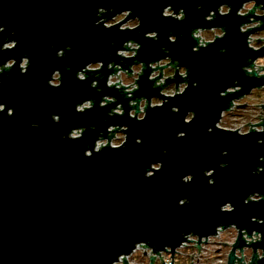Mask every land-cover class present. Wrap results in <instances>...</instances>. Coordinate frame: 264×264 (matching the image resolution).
<instances>
[{
  "label": "water",
  "instance_id": "water-1",
  "mask_svg": "<svg viewBox=\"0 0 264 264\" xmlns=\"http://www.w3.org/2000/svg\"><path fill=\"white\" fill-rule=\"evenodd\" d=\"M223 2L230 3L231 14H217L206 23L204 17ZM250 3L254 4L252 11L243 19L237 17V10ZM169 4L177 12L185 9L183 22L162 17ZM100 7L111 10L105 13L106 19L126 9L132 10V16L105 29L96 24ZM134 17L140 18V28L119 30V24L135 21L130 20ZM257 21L258 26L239 33L240 24L249 26ZM0 26L6 29L0 33V44L5 37L18 41L14 50L0 52V72L11 70L2 65L8 59L17 61L10 72L0 76V103L14 109L12 117L0 113V264H112L120 258L128 264L126 257L138 245L160 257L162 252H170L174 264L177 250L195 242L190 237L198 238L200 254L203 239L207 243L209 237L218 235L217 229L232 226L238 237L228 264H245V248L253 251L249 264H264L257 259L260 253L264 257V234L253 244L244 239L253 230L264 233V224L251 219L264 220V201L243 203L250 193L264 194V172L253 175L258 166L264 168L259 159L264 156V144L257 143L264 140V133L253 131L240 137L215 128L225 113L247 106L235 102L264 88V76L256 78L255 66L252 78L241 71L249 57H264V39L255 40L263 43L259 51H254L255 47L249 50L246 44V39L251 42L253 35L264 31V0H0ZM214 26L225 27V38L193 52L196 41L191 31L196 27L220 29H208ZM153 30L159 33L156 42L144 36ZM169 33L178 37L176 43L168 41ZM129 39L142 45L137 61L150 63L170 56L190 72L187 91L169 99L163 108L147 109L142 122L128 118V98L106 86L107 76L114 70L125 68L131 76L133 67L141 66L140 88L133 98L159 95L160 89H154V82L148 80L151 69H146L147 65L132 64L131 59L122 63L116 55ZM68 48L64 58L57 57L58 50ZM164 48L169 51L165 53ZM221 48L227 49L226 53H221ZM25 54L31 64L27 73L21 74L18 65ZM97 61L104 62L103 79L93 73L83 82L76 79L77 71ZM109 62H113L110 67ZM56 69L62 73L59 88L47 83ZM142 69H146L144 74ZM158 70L164 77L165 69ZM93 79H99L102 91L89 86ZM167 79L168 84L181 82L176 70ZM234 81H239L241 89L221 98L219 93ZM192 82L198 86L192 87ZM104 95L115 96L125 115L107 117L116 104L100 108ZM86 99H94L95 106L77 113L75 105ZM173 106L180 111L173 113ZM189 111L196 116L185 123ZM52 114L61 117L59 123L52 121ZM262 115L258 116L263 120L259 125H264ZM111 125L127 126L125 146L85 157V150L101 132L109 138L107 128ZM78 127L87 129L81 139L62 138ZM179 132H185V137L178 139ZM137 138L142 143H136ZM225 150L228 155H221ZM156 162H162V169L146 179L144 173ZM224 162L228 166L221 168ZM211 169H215L214 185H209L204 175ZM185 175H192L193 180L183 183ZM259 193L252 194L250 202L256 196L261 199ZM184 198L190 203L179 206L178 201ZM226 202L235 206L234 212L220 211ZM238 250L242 258L236 255ZM155 255L150 264H155Z\"/></svg>",
  "mask_w": 264,
  "mask_h": 264
},
{
  "label": "clouds",
  "instance_id": "clouds-1",
  "mask_svg": "<svg viewBox=\"0 0 264 264\" xmlns=\"http://www.w3.org/2000/svg\"><path fill=\"white\" fill-rule=\"evenodd\" d=\"M200 5H198V10H200ZM245 8L247 9L248 12L252 11V7L245 5ZM111 11L110 9H105L103 7H100L97 11H96V16L99 18L96 21L97 26H99L100 24H103L105 29H111L114 26L110 23H107L106 21H111L113 19H115L117 16H124L125 18H129L132 16V10L131 9H126L121 11L119 14H116L115 16H113L112 19H106L105 17V13ZM232 12V8L229 2H223L220 3L219 7L216 8L215 10H211L209 11L208 15H206L204 17V20L206 23H211L213 20H215L217 18V14H219V16L224 17V16H228L230 15ZM162 17L167 19V18H171L174 19L178 22H183L186 19L187 13L185 11L184 8H180L179 11L177 12L176 10H174L171 6V4H169L168 6L164 7L161 13ZM237 17L243 19L246 17V12L244 9H238L236 12ZM130 20H135L138 21L137 25L135 28H128L126 24L121 23L119 24L120 31H129V30H136L138 28H140L141 26V20L139 17H134L131 18ZM259 22L257 21L254 25L252 26H258ZM219 26H214L208 29H215ZM247 24L242 23L238 26V30L239 33L241 35H243L246 30H247ZM221 29V34L212 40H207L203 38V32L205 30L204 27H196L194 28L190 35L191 37L196 41V44L193 46L192 51L193 52H199L201 51V49H206L209 45L214 44L216 42V40L219 39H223L225 38V36L227 35L226 29L225 27H219ZM5 27L0 26V33H4L5 32ZM11 35H15V33H11ZM145 39H150L153 42H156L159 40V33L155 30L150 31V32H146L144 34ZM178 37L176 35H173L171 33H169L168 35V41L170 43H176ZM110 44L114 43L112 41L109 42ZM18 41L10 39V37H5L4 38V42L2 44H0V52H5V51H12L17 47ZM246 44H247V48L253 49V44L250 42V39H246ZM142 45L132 39L126 40L122 47L120 49L117 50L116 55L121 59V62L123 63V61L126 60H133V63H139L141 65H147L146 69H151L150 74L148 75V80L150 82H154L152 84V87L154 89H160L159 95L158 96H153L150 99L144 96H140V97H134V93L136 91L139 90L140 85L137 83V81L140 80L141 76L137 75L135 73H133L134 76H136L135 80L129 81L126 79V77L128 76V72L125 70V68H122L119 71L114 70V72H111V74H109L107 76L106 79V86L109 89H115L116 91L124 94L127 98H128V105H129V111L127 113L128 118L130 119H135L139 122H142L146 119L147 117V109L151 108V109H160L163 108L164 105L166 103H168L169 99H174L175 97L179 96V95H183L187 89L189 88V76H190V72L189 69L186 66H180L178 61H173L172 58L170 56H165V58L156 60L154 62H150V63H145L142 61H137L136 58L138 57V53L141 49ZM70 51V48L68 49H60L57 51L56 55L58 58H64L66 55V52ZM163 51L165 53H167L169 50L167 48H164ZM227 49L221 48L220 52L221 53H226ZM254 51H259L258 48H255ZM111 55V54H109ZM250 60L252 61V63H250ZM164 61H167L169 63L165 64L163 63ZM248 63L244 64L241 66V71L246 75V77L248 78H252L253 77V66L256 67V78L259 79V77L264 76V71H260L259 69L264 67V63H261V61H264V57H259L256 58L255 60H253L251 57L248 58ZM113 62H109L107 64V66H111ZM31 64V60L28 54H25L23 57H21L20 61H19V71L21 74H26L29 67ZM2 65H4L6 68H10L11 70L17 65V61L15 59H8L5 63H3ZM118 66H120L121 64H117ZM130 66V65H129ZM128 66V67H129ZM104 62L103 61H97V62H90L88 64H86L81 70L76 72V79H78L79 81L83 82L85 80L88 79V73H93L96 74V76L99 77V79H103V75H101L102 71L104 70ZM109 67H107V69L109 70ZM173 68L177 71V73L179 74V77L181 78V82L179 83H172V84H168L167 81L168 79L166 77H162L160 74V71L158 70L159 68H163L165 70H167L168 68ZM146 69H142L143 74L146 71ZM10 70V71H11ZM10 71H3L0 72V76H2L5 72H10ZM59 77V82L58 83H53V77ZM99 79H93L90 83V87L93 89H97L98 84H99ZM175 79V78H174ZM0 83H2V81H0ZM48 85L50 87L53 88H59L62 85V73L59 69H56L52 72L50 79L47 81ZM167 83L169 88H171V91L166 90L163 85ZM192 87H197V83L196 82H192L191 84ZM121 89H123V91H121ZM239 90L241 89V86L239 84V81H234L233 82V86L227 87L224 91H221L219 93V96L221 98H225L230 94H234L233 90ZM99 91H102V89L99 88ZM98 91V92H99ZM163 97V99L161 98ZM234 99L231 100V102H233ZM110 104H116V106L114 108H111L105 115L109 118L114 117V116H124L125 115V108L123 106V104L118 103L117 102V98L115 96L112 95H104L102 96L100 102H99V107L100 108H106L108 107ZM95 106V100L94 99H86L81 103H78L75 105V111L77 113H84L85 111H89L91 109H93V107ZM171 111L173 113H178L180 111L179 107L177 106H173L171 108ZM7 114L8 117H12L14 115V109L8 107L6 104L4 103H0V113H5ZM222 112V111H221ZM196 113L194 111H189L187 113V115L184 118V122L185 123H191L194 119H195ZM51 119L54 123H59L61 117L57 114H52ZM32 127H39L38 124H33ZM94 129V126H91ZM215 128L219 129V130H223V131H228V132H233L236 133L238 136L240 137H244L249 135L251 132L255 131L256 133H264V125H259V122H257L256 124L252 125L249 128H244V127H240L239 129L237 128H231V129H221L219 126V123L217 122L215 124ZM87 129L84 127H78V128H74L72 130H70L67 135L65 137H62L63 139H69V140H77V139H81L85 133ZM113 131H119V132H123V141L120 143H117V136L116 135H110L111 132ZM127 126L126 125H111L107 128V135L109 138H105V135L103 132H101L98 137L96 138V140L94 141V144L91 148L86 149L84 152L85 157L87 158H91L93 156V154H99L101 151H103L106 148L112 149V150H120L122 149L126 142H127ZM209 132L212 131L211 128L208 129ZM186 133L185 132H179L177 134V138H183L185 137ZM136 143H142V140L137 138ZM257 143L259 144H264V140H259L257 141ZM221 155L223 156H227L228 152L225 150L221 153ZM261 162H264V156H261L260 158ZM221 168H226L228 165L226 162L221 163L219 165ZM163 167L162 162H156V163H152L150 165V170H147L144 175L145 178H152L156 172L160 171ZM259 169V171H258ZM214 172L215 169H211V170H206L204 172V175L206 177H208V184L209 185H214L215 184V180L212 178L214 176ZM264 172V168L262 167H257L254 171H253V175L259 174ZM193 180V176L192 175H185L184 177H182V182L183 183H190ZM254 193H259V192H253L250 193L249 195H247V197L244 199L243 203L245 205L249 204V203H259L261 201H264V194H261L262 198L259 200H252L250 202L249 197L254 194ZM190 203V201L187 198L181 199L178 201L179 206H184L186 204ZM220 211L223 213H232L235 211V206L231 203V202H226L223 205L220 206ZM252 222L253 223H257V224H264V220H260L256 217H252ZM218 233L222 232V229H217ZM264 233H261L259 231L253 230L251 232V236H245L244 239L249 243V244H253L256 241H258L261 238V235ZM137 243H141V242H137ZM147 244L146 242H142ZM123 254L119 255V257H121ZM259 261L260 260H264V257H258L257 258ZM112 264H118L117 259L112 261ZM217 264H224L223 261H218Z\"/></svg>",
  "mask_w": 264,
  "mask_h": 264
},
{
  "label": "rangeland",
  "instance_id": "rangeland-1",
  "mask_svg": "<svg viewBox=\"0 0 264 264\" xmlns=\"http://www.w3.org/2000/svg\"><path fill=\"white\" fill-rule=\"evenodd\" d=\"M247 5L252 8L254 6L253 3L247 4ZM244 10L246 13L248 12L246 8ZM257 13L259 15L263 14V12L260 10H258ZM124 18H125L124 16H119L109 23L115 24L117 22L122 21ZM137 23L138 21H130L126 25L128 28H133V27H136ZM252 25H249L247 28L255 27ZM220 34H221L220 29H216L212 31H204L203 38L207 40H212V39H215V37L219 36ZM259 39H264V31L259 32L252 36L253 47L261 48L263 43H258L257 41H255ZM163 63L167 64L169 62L164 61ZM261 63H264V61H261ZM140 71H141V66L133 67V73L138 75ZM174 71H175L174 69L169 67L167 70H164V77L166 78L172 77L174 75ZM133 73L131 76H127L126 79L129 81L135 80L136 76H134ZM58 78L59 77H55V80L53 81L54 84L59 82ZM166 90L171 91L172 89L167 88ZM237 103L243 104V105L246 104L247 106L242 109L235 108L234 110L231 111V113H225L220 123V127L226 128V129H231V128L239 129L240 127L249 128L250 126L248 124L251 123V125H254L257 122H259L260 124L263 121L258 116H261L263 113L262 117L264 118V110L262 109V105H264V88L254 90L251 95L245 97L244 99H242L241 101H238ZM123 138H124L123 134L119 133L117 135L116 142L117 143L122 142ZM255 198L256 200L259 199V197L257 196ZM211 237H210L211 238L210 243H208V245L204 247L203 252L200 254L199 253L197 254L196 252H194L195 250L193 247H186L184 249H178L177 252L179 251L180 252L179 254L181 255L180 257L178 258L176 257V259H174L175 260L174 264H191L190 260L188 262H185L186 258L185 259H182V258L188 255H192V254L196 256L194 258V264H217L218 261H221V260L225 261V259H227L229 252L232 250L231 248L237 241L238 232L236 231V229L231 228L227 231H223V233L220 235L219 238H213V236ZM221 243H226V244L229 243V244L223 245ZM252 254L253 252L251 249L250 251L246 250L247 258H251ZM171 258H172L171 253L170 252L167 253L164 256L165 263L170 262ZM130 264H149V260L147 259V257L146 258L143 257L142 253H138L137 255L135 254L134 257L130 258Z\"/></svg>",
  "mask_w": 264,
  "mask_h": 264
},
{
  "label": "built area",
  "instance_id": "built-area-1",
  "mask_svg": "<svg viewBox=\"0 0 264 264\" xmlns=\"http://www.w3.org/2000/svg\"><path fill=\"white\" fill-rule=\"evenodd\" d=\"M113 25V24H112ZM251 43H252V39H251ZM256 68V67H255ZM119 69H121V68H119ZM141 72V71H140ZM139 75V74H138ZM235 104H237V102H235ZM235 109V107L232 109V110H234ZM251 127V126H250ZM254 199H256V198H254ZM231 228H234V229H236V231L238 232V230H237V228L235 227V226H232V227H230V228H228V229H224L223 230V228H219V229H222V232H219L218 233V231H217V234L218 235H215V236H213V238H219L220 237V235L223 233V231H227V230H229V229H231ZM246 236V235H245ZM212 238V237H211ZM211 238L209 237L208 238V241H207V243H204V242H206V239H203V242L201 243V249H200V253H202L203 252V249H204V247L206 246V245H208V243H210V241H211ZM190 239V241H195V242H187V243H185L181 248H179V249H184V248H186V247H193L194 248V252H196L197 254L199 253V248L197 247V245H198V238L196 237H190L189 238ZM260 240V239H259ZM258 240V241H259ZM229 244V243H228ZM227 244V245H228ZM142 246H145L144 244L142 245ZM232 249V248H231ZM246 250H250V248H245V250H244V252H243V257H244V263L245 264H249V263H251V259H252V257L251 258H247V255H246ZM252 250V249H251ZM147 253V255H144V253ZM231 252V251H230ZM230 252H229V254H230ZM253 252V251H252ZM138 253H142V255H143V257H147V259L149 260V264L151 263L150 262V257L151 256H153V255H155L154 253H153V251L151 250V249H149V248H144V247H141V245H138L137 246V248L134 250V252L131 254V255H129V256H127L126 257V259H127V261H128V264H130V258L131 257H134L135 256V254L137 255ZM167 253H169V252H162L161 253V257H164ZM180 252L178 251L177 252V254H176V256H175V258L174 259H176V257L178 258V257H180V255L181 254H179ZM229 254H228V256H227V259H225V261L224 260H221V261H223L224 262V264H228V257H229ZM236 255L239 257V258H242V252L241 251H237V253H236ZM156 256V262H155V264H157V263H159V264H163L162 262H165L164 261V259L163 260H161V257H160V255H155ZM192 256H193V254L192 255H188V256H185V257H183L182 259H185L186 258V261L188 260H190V262L192 263V264H194V258L196 257V256H194L193 257V259H192ZM260 257H262V254L260 253ZM183 261V260H182ZM172 262H173V259L171 258V261L170 262H167V263H165V264H172ZM174 262H175V260H174ZM118 264H124V260H123V258H120V261L118 262ZM238 264V263H237Z\"/></svg>",
  "mask_w": 264,
  "mask_h": 264
},
{
  "label": "flooded vegetation",
  "instance_id": "flooded-vegetation-1",
  "mask_svg": "<svg viewBox=\"0 0 264 264\" xmlns=\"http://www.w3.org/2000/svg\"><path fill=\"white\" fill-rule=\"evenodd\" d=\"M118 23V22H117ZM134 28V27H133ZM175 72V71H174ZM237 104H239V103H237ZM236 108V107H235ZM229 113H231V111L229 112ZM224 117V116H223ZM223 119V118H222ZM226 129V128H225ZM119 133H121V134H123L122 132H119ZM119 133H117L116 134V136L119 134ZM250 251V250H249ZM190 256V255H189ZM185 262H188V260L187 261H185ZM192 264V263H191Z\"/></svg>",
  "mask_w": 264,
  "mask_h": 264
}]
</instances>
